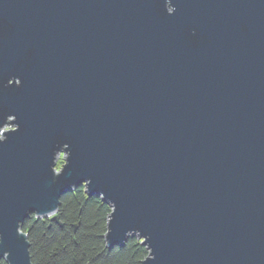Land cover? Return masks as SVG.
Returning <instances> with one entry per match:
<instances>
[{
  "label": "water",
  "instance_id": "obj_1",
  "mask_svg": "<svg viewBox=\"0 0 264 264\" xmlns=\"http://www.w3.org/2000/svg\"><path fill=\"white\" fill-rule=\"evenodd\" d=\"M81 186L142 264H264V0H0V260Z\"/></svg>",
  "mask_w": 264,
  "mask_h": 264
},
{
  "label": "trees",
  "instance_id": "obj_2",
  "mask_svg": "<svg viewBox=\"0 0 264 264\" xmlns=\"http://www.w3.org/2000/svg\"><path fill=\"white\" fill-rule=\"evenodd\" d=\"M111 212L100 197H90L81 186L61 199L55 220L31 215L22 232L28 235L32 264H142L149 253L137 237L123 247L107 246Z\"/></svg>",
  "mask_w": 264,
  "mask_h": 264
}]
</instances>
